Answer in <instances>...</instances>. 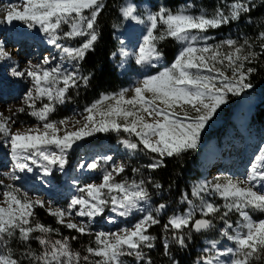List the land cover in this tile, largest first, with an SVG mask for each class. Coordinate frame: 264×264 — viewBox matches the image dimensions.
Returning <instances> with one entry per match:
<instances>
[{
    "label": "snow or ice",
    "instance_id": "snow-or-ice-1",
    "mask_svg": "<svg viewBox=\"0 0 264 264\" xmlns=\"http://www.w3.org/2000/svg\"><path fill=\"white\" fill-rule=\"evenodd\" d=\"M22 5V10H18L19 5H10L12 10L6 13L4 22L10 25L14 21H21L29 29L38 26L39 31L48 38V43L61 50L62 59H83L98 39L96 21L104 7L102 0H22ZM251 7L253 6L249 3L233 0L228 5L227 15L219 8L212 16H193L185 11L174 14L164 7L149 13L146 17V34L136 55L137 64L151 65L153 60L159 61L162 54L157 48V42L166 37L175 38L186 46L182 47L170 67L145 78L141 86L133 90L134 95L131 98H125L123 92L116 97H102L85 110L88 115L84 117V125L75 131L65 132L63 136L57 134L60 129L49 120V115L55 110V104L64 102L68 89L75 86L81 78L74 72H64L60 65L50 69L41 68L40 65L30 67L26 75L31 78L34 87L25 94V101L32 109L30 115L42 122L43 131L37 128L28 129L24 133L12 132L8 126L10 117L0 122V134L7 138L14 169L32 172L33 168L28 163L30 161L32 165H38L45 176L52 173L54 165L63 170L66 150L75 141L91 136L94 132L122 130L135 136L144 149L158 153L161 157L195 149L201 130L216 110L226 102L227 95H239L252 87L248 77L255 69L245 68V64L251 63L256 53L251 51L248 41L238 45L228 39L220 45L205 43L201 47L193 46L194 42L207 41L210 39L205 35L208 29H216L238 19L242 13L250 12ZM120 11L125 20L145 23L137 14V5L134 2L122 6ZM64 26H67V30L61 33ZM74 37H85V41L75 48L57 42L62 38ZM258 38L264 41V32ZM223 45H227L230 50L224 52ZM260 48L264 51V43H261ZM8 58L10 54L0 49V60ZM49 63L50 59L45 57L43 64ZM226 70L231 71V76L226 74ZM13 75L19 77L25 73L13 71ZM82 79L87 80V77ZM61 84L62 86H58ZM145 93H150L151 97H147ZM44 98L48 102L37 108L36 101ZM105 100L115 102L109 104L105 110L101 108ZM177 108L181 112H177ZM188 109L195 115H189ZM97 116L100 117L99 120L96 119ZM121 119L123 123L120 122ZM64 123L65 121H60V124ZM123 143L130 150L138 148V143L130 140H124ZM50 146H55L59 152L50 151ZM87 166L89 169H96L98 165L92 163ZM159 166L160 162L148 165L153 169ZM123 171L122 166L113 167L112 171L105 172L99 184H88L79 189L86 195L74 197L69 210L79 205L76 215L86 216L89 220L101 215L109 205L111 211L120 217H127L134 210L144 211L142 203H147L150 199L146 182H117L113 173L119 175ZM245 183L249 186L242 187L240 182L232 180L212 186V191L225 201L226 211L220 215L224 224L220 235L233 242L234 247L221 249L218 241H211L210 247L203 249L205 255L201 257L202 264H252L253 261L264 258V219L254 220L249 214V210L264 213V192L256 190L257 187L264 188V147L259 149V154L251 163ZM155 187L159 188L160 185ZM8 188L3 193V204L0 205V264H22L24 259L29 264H125L124 257H134L135 264H151L143 251L154 247L155 237L149 235L148 230L159 223L151 212L131 228L121 229L120 232L96 233V246L87 247V255L81 256L80 252L71 248L69 237L52 240L51 234L57 230L32 219V209L36 205L43 206L41 201L21 197L11 185ZM207 191V185H198L193 189L192 196L200 198L199 210L204 216L215 217L220 214L221 209L201 196V192ZM188 203L191 205L192 201L189 200ZM165 207L166 205L160 204L154 211L160 213ZM194 210L195 206L183 215H174L164 225L165 231L171 232L173 242L181 247L186 244L183 229L202 232L214 227L211 219L193 220ZM232 211L241 217L235 227L227 219ZM51 214L58 218V223H64L63 210ZM65 226L75 229L81 235L85 234L87 227L71 221ZM13 238H18L27 246L20 258L8 246ZM71 239L75 240L76 237ZM32 240L41 246L39 253L31 249ZM168 249L169 242L166 238L165 255L168 254ZM93 257L98 259H92ZM222 257L230 259H221Z\"/></svg>",
    "mask_w": 264,
    "mask_h": 264
},
{
    "label": "trees",
    "instance_id": "trees-1",
    "mask_svg": "<svg viewBox=\"0 0 264 264\" xmlns=\"http://www.w3.org/2000/svg\"><path fill=\"white\" fill-rule=\"evenodd\" d=\"M128 0H102L104 7L101 9L97 21L96 32L98 39L94 42V46L88 50L83 59L72 61L64 59L62 70L64 72H74L77 77V84L68 89L65 94L64 102L54 105L55 110L49 115V120L59 122L69 117V114L75 109H85L93 105L101 97L106 95L117 96L122 92L124 87L123 79L119 72V67L114 61L118 51V35L130 29L133 21L125 20L121 14V7L127 4ZM137 13L142 17L146 16L147 11L141 8L142 3H145L150 13L157 11L160 7L170 10L172 13L185 11L186 14L198 16L205 14L212 16L219 8L225 14H228V5L233 0H135ZM252 5L251 11L242 13L236 20H232L227 24H222L216 29H208L205 33L210 39L207 41L199 40L194 42L196 47H201L205 43L209 45H220L223 41L231 39L238 45L244 44L245 41L251 45V51L256 53L255 59L251 63H246L245 68L252 67L255 69L248 77V82L251 83V89L248 91L258 93V100L252 108L248 109V115L244 118L242 124H238L236 119L241 117L242 112L246 109L244 106L241 93L239 95L228 94L226 103L220 106L213 114L212 118L206 123L204 129L201 130L200 139L195 149H188L173 156L161 157L158 153H151L144 149L143 145H139L135 136H130L128 133L115 131L94 132L89 143H84L81 140L75 141L73 146L68 150L76 155L80 152H87L91 147H102L106 142L117 146L120 140H130L138 143L136 150L126 151L124 153V163L122 167L124 171L119 175L114 172L117 182L133 180H144L145 187L149 192L150 199L144 203V215L149 212L155 216L159 223L149 228L148 234L155 237L152 249H144L147 259L151 260V264H196L205 253L203 252L204 243L201 237L207 235L209 241H226L227 239L220 235V227H223V221L220 215L226 209L224 208L225 201L218 194L212 191V186L205 184L203 179L202 160L205 152L210 146L217 145L230 136L231 138L246 139L251 147H264V51L260 45L264 43L258 37L261 32H264V0H241ZM20 29H29L23 22L14 21ZM34 29V28H33ZM37 34L45 36L44 33L37 30ZM67 30V26L62 28L61 33ZM158 34V32L156 33ZM46 37V36H45ZM85 41V37H74L72 39L62 38L58 40L66 47H79ZM180 42L175 38L166 37L162 41L157 42V48L162 54L161 58L166 62L174 61L180 51ZM224 52L229 51L227 45L222 46ZM219 66V65H217ZM226 72H231L226 70ZM87 77V80L82 79ZM58 86H62L58 85ZM257 88V90L255 89ZM47 99L36 101V107H42L47 103ZM115 102V101H114ZM112 102L111 104H113ZM85 138V137H84ZM160 162V166L149 168L148 165ZM136 169L137 171H133ZM111 171V170H110ZM159 184L157 188L155 185ZM198 185H207L208 191L201 192V196L208 202L213 203L221 209L219 215L206 216L213 222V230L208 233L195 232L190 228H185L182 233L185 235L186 244L184 247L179 246L172 240L170 231H165L164 225L168 223L171 215L181 207L183 201H192V206L197 207L201 201L199 197H193V189ZM214 186V185H213ZM43 206L36 205L32 211L34 213L33 220L57 232L51 234V238L61 239L69 237V244L75 251L80 252L81 256L87 255L85 249L89 246L95 247V235L99 232L110 233L106 228L97 231H86L81 235L75 229H69L65 225L72 220L64 219V223H58V218L51 213L59 209H51L44 203ZM160 204L166 207L156 213L154 210ZM111 205H109V209ZM250 216L254 220H260L264 217V213L257 210H249ZM227 219L236 226V223L241 221V217L235 211L229 213ZM79 225L78 223H76ZM39 235V233H34ZM76 239L72 240L71 237ZM168 239L169 249L165 255L164 241ZM11 247L17 256L25 251L26 245L21 243L18 238H13L9 241ZM30 247L33 251L39 253L41 246L37 241L32 240ZM92 259H98L93 257ZM125 264H135L134 257H124ZM22 264H29L27 259H24ZM252 264H264V258L258 261H253Z\"/></svg>",
    "mask_w": 264,
    "mask_h": 264
},
{
    "label": "rangeland",
    "instance_id": "rangeland-1",
    "mask_svg": "<svg viewBox=\"0 0 264 264\" xmlns=\"http://www.w3.org/2000/svg\"><path fill=\"white\" fill-rule=\"evenodd\" d=\"M133 2L136 4L135 0H128L127 4ZM10 5H19L18 10L23 8L22 0H0V49L10 54V58L0 60V122L10 117L8 126L12 132L24 133L28 129L35 130L37 128L43 131L42 122L30 115L32 109L27 106L25 101V94L34 87L26 72L35 65L49 69L60 65L62 68L65 65L64 59L61 58V50L48 43V38L42 37L36 31L20 29L14 22L10 25L5 23L6 13L12 10ZM140 5L144 12L147 11L146 16L142 17L140 13L137 14L145 20V23L134 22L130 29L121 32L117 38L119 46L114 61L120 69L119 72L124 82L122 92L125 98H131L134 95L133 90L141 86V82L145 78L157 75L164 68L170 67L175 61L174 59L172 62H166L160 58L159 61L153 60L151 65L136 63V55L148 26L146 17L150 13L145 3ZM33 30H37V27H34ZM179 45L181 46L180 51L182 47L186 46L181 42ZM193 46L196 47L195 43ZM45 57L50 59V63L47 65L43 64ZM13 71L22 72L25 75L18 77L13 75ZM226 74L231 76V72H226ZM248 89L241 93V99L246 109L242 112L241 117L236 119L238 124L243 123L244 118L248 115V109L260 100L258 93L248 91ZM255 89L257 90V88ZM145 95L151 97L150 93H145ZM103 97L115 96L106 95ZM112 102L114 100H105L101 108L106 110ZM20 109L24 110L20 111ZM86 109L73 110L68 118L62 120L65 121L64 124H60V121L54 122L57 128L60 129L57 134L63 136L65 132L75 131L82 127L85 123L84 117L88 115ZM176 111L181 112V109L177 108ZM188 112L189 115H195L191 109H188ZM144 115L148 119L147 115ZM96 119L99 120L100 117L97 116ZM120 122L123 123V120L121 119ZM90 138L91 136H87L82 141L89 143L88 139ZM123 141H118L117 146L106 142L102 147H91L87 152H80L77 155L67 149L63 170L58 165H54L52 173L45 176L38 165H32L30 161L28 163L33 168L32 172L26 170L21 172L14 169L7 138L0 134V205L3 204L4 191L9 190L8 186L11 185L21 197H27L31 201H41L51 209L63 210L65 212L64 219L87 226L86 231H97L106 228L110 233H113L133 227L144 216L143 211L134 210L129 216L120 217L117 213L112 212L110 207L101 215L89 220L86 216L76 215V212L80 209L79 205L69 210V205L74 197L86 195V193H81L79 189L88 184H99L106 171H112L113 167L123 165L124 153L130 151ZM259 149L251 147L246 139L231 138L230 136L224 138L217 147L215 145L210 146L202 160L205 184L213 186L216 183L223 184L228 180H232L240 182L242 187L249 186L245 181L249 175L251 163L254 161L255 156L259 154ZM49 150L59 152V149L55 146H50ZM92 163L98 165L96 169L88 168L87 165ZM256 190L264 192V188L261 187H257ZM180 205V209L173 213L171 217L183 215L193 208L186 201H183ZM143 206L144 203H142ZM195 219H208L199 210V205L193 211V220ZM221 228L223 227L219 229ZM212 230L213 228L204 233ZM51 239L56 240L58 238ZM201 241L204 243L203 249L210 247L211 241L208 240L207 235L202 236ZM218 247L221 249L234 247V244L226 240L219 242ZM221 259H230V257H222ZM196 264H202V260L200 259Z\"/></svg>",
    "mask_w": 264,
    "mask_h": 264
},
{
    "label": "water",
    "instance_id": "water-1",
    "mask_svg": "<svg viewBox=\"0 0 264 264\" xmlns=\"http://www.w3.org/2000/svg\"><path fill=\"white\" fill-rule=\"evenodd\" d=\"M206 231H208V230H206ZM206 231H202V232H206Z\"/></svg>",
    "mask_w": 264,
    "mask_h": 264
}]
</instances>
